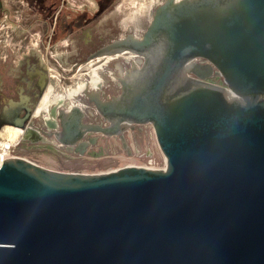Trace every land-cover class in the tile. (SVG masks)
<instances>
[{"label": "water", "instance_id": "1", "mask_svg": "<svg viewBox=\"0 0 264 264\" xmlns=\"http://www.w3.org/2000/svg\"><path fill=\"white\" fill-rule=\"evenodd\" d=\"M123 50L142 58L93 129L150 122L166 166L4 158L0 264H264V0H161L142 34L89 58ZM70 122L66 138L84 126Z\"/></svg>", "mask_w": 264, "mask_h": 264}, {"label": "flooded vegetation", "instance_id": "2", "mask_svg": "<svg viewBox=\"0 0 264 264\" xmlns=\"http://www.w3.org/2000/svg\"><path fill=\"white\" fill-rule=\"evenodd\" d=\"M117 5H120V0L102 16L101 20H105L114 15L124 17L127 14L125 9L115 12ZM99 16L97 15L87 20V23L95 20ZM54 21L52 30L48 34L45 32L41 33L40 28H38L37 31L40 32L38 33V45L41 44L43 37L44 42H47L43 47L55 45L58 40L56 33L60 32V29L65 28L64 30H67V33H71L80 24L78 23L79 19L75 18L71 22L62 20L59 14H56ZM57 25L58 28L56 29ZM127 32L140 35L143 31L140 34L130 30ZM127 32L121 36H115L107 40L100 38L102 41L99 45L86 54L82 61L84 63L80 62L76 72L70 78L72 81L70 84L61 82L60 77L62 74L55 66L49 67L55 69L57 76H54L50 72L49 67L47 73L39 69H26V76L31 81L36 79L35 85L39 89L38 92L35 91L34 93V102H30L28 98L21 96L20 93L17 99H8L5 101L6 104L0 108V125L10 124L18 126L21 130V138L31 142L49 144L75 155L101 156L107 150L106 148L111 138L118 143L121 150L127 155L133 152H139V141L142 135L148 128H153L150 122L135 123L123 120L120 123L122 127L121 131L111 135L93 129V127H107L111 124V121L106 119L98 110L96 101L106 102L112 96L118 95L121 92L119 77L125 73L127 68H131L134 63L139 65L138 60L142 57L131 50L113 52L110 55L100 57L89 58V56L101 46L124 37ZM84 34L89 36V28L84 29ZM26 38L27 34L24 33L19 37V42H23V39ZM30 60L31 58L26 57L24 60L25 64L29 65ZM195 61L204 63L206 60L203 58H195ZM212 76H216V74H212L208 79ZM23 80L27 81V77H24ZM69 120H71V124H82L84 126L77 129L74 133L75 135L72 134L66 138L62 135V124H66ZM87 125L91 127L88 128L86 127ZM61 139L70 141L62 142ZM110 144H112V141Z\"/></svg>", "mask_w": 264, "mask_h": 264}, {"label": "rangeland", "instance_id": "3", "mask_svg": "<svg viewBox=\"0 0 264 264\" xmlns=\"http://www.w3.org/2000/svg\"><path fill=\"white\" fill-rule=\"evenodd\" d=\"M118 1L115 0L108 10L112 9ZM160 1L151 0L145 6V8L149 7L143 11L145 8L140 9L132 0H120L121 9H125L127 13L124 17L114 15L101 20L108 11L106 10L82 29L74 30L71 33L60 29V32L56 33V38H64L61 39V42L58 41L55 45L48 47H43L47 44L44 42V37L41 39V44L38 45V33L33 32H29L27 38L23 39V42H19V37L24 34L23 23L26 19L18 12L15 14L7 13L6 16L5 13H0V108L6 104L5 101L8 99H17L20 95L28 98L30 102H34V93L35 91L38 92L39 89L35 85L36 79L31 81L26 76V69H39L47 73L49 66H55L62 74L61 82L70 84L72 82L70 78L76 72L80 62L83 61L89 51L99 45L102 41L100 38L107 40L121 36L129 30L140 34L148 24L153 8ZM46 2L52 6L55 5L50 0ZM86 28H89V36L84 34ZM11 36L13 37L11 38ZM26 57L31 58L29 65L25 64ZM24 77H27V81L23 80ZM208 80L223 84L221 76H212ZM3 125L5 124L0 125V131ZM0 140H5L1 132ZM111 141L112 144H110ZM109 145L104 154L93 157L75 155L49 144L19 138V142L14 146V151L19 156L50 168L89 173L110 171L129 164L142 165L148 168L166 166L165 157L157 143L153 128H148L142 135L139 141V152L127 155L112 138L109 140Z\"/></svg>", "mask_w": 264, "mask_h": 264}, {"label": "crops", "instance_id": "4", "mask_svg": "<svg viewBox=\"0 0 264 264\" xmlns=\"http://www.w3.org/2000/svg\"><path fill=\"white\" fill-rule=\"evenodd\" d=\"M46 1L47 0H1L2 6L0 7V13H5L4 15L6 16L7 13L15 14L18 12L26 19L23 23V31L27 35L29 32H45L48 34L52 30L56 14H59L62 20H68L70 22L74 18L79 19L78 23L80 24L74 29L78 30L86 26L87 20L103 14L110 8L113 2H115V0H50L55 3V5L52 6ZM119 10H121V4L117 11ZM38 28H40V32L37 31ZM64 29L65 28L61 30ZM63 38L64 37L59 38L57 42H61ZM49 68L50 72L54 73V68Z\"/></svg>", "mask_w": 264, "mask_h": 264}, {"label": "bare ground", "instance_id": "5", "mask_svg": "<svg viewBox=\"0 0 264 264\" xmlns=\"http://www.w3.org/2000/svg\"><path fill=\"white\" fill-rule=\"evenodd\" d=\"M132 1L135 2V4H137V7L142 9V8H145V6H147L150 3L151 0H132ZM119 7H120V5H117L115 7V12L119 9ZM53 70H54V73H53L54 76H57L56 75L57 73H56L55 69H53ZM0 132H1L2 135H4V138H5V140H0V145H1V144H4V143L17 142L19 140V138H20L21 130L18 128V126L9 124V125L3 126ZM1 157H3V156L0 155V159H1Z\"/></svg>", "mask_w": 264, "mask_h": 264}, {"label": "built area", "instance_id": "6", "mask_svg": "<svg viewBox=\"0 0 264 264\" xmlns=\"http://www.w3.org/2000/svg\"><path fill=\"white\" fill-rule=\"evenodd\" d=\"M20 138H21V134H20ZM19 142V140L17 142L14 143H4L0 145V155L3 156L0 159V164L2 163V160L4 158L7 157H14V156H19L15 153L14 151V146L15 144H17ZM22 157V156H21Z\"/></svg>", "mask_w": 264, "mask_h": 264}]
</instances>
